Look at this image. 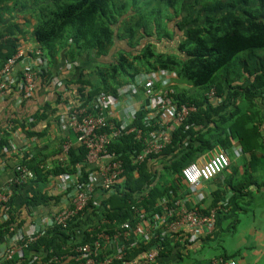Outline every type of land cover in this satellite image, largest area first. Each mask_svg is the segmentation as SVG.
I'll use <instances>...</instances> for the list:
<instances>
[{
	"label": "trees",
	"instance_id": "16d2710c",
	"mask_svg": "<svg viewBox=\"0 0 264 264\" xmlns=\"http://www.w3.org/2000/svg\"><path fill=\"white\" fill-rule=\"evenodd\" d=\"M163 1L170 8V15L165 17L170 20L168 24L166 20L162 23L142 17L138 0H0V68L17 53L16 34L24 31L15 18L7 19L14 10L28 13L34 21L33 37L47 60V68L38 72L40 81L62 76L57 69L61 56L65 64H72L83 53L93 52L95 64L91 72H85L81 63H75L71 76H62L64 86L55 90V103L83 106L101 93L116 96L117 89L133 81L139 73L169 70L175 73L173 80L194 88L192 94H187L173 84L171 95L197 108L175 126L170 142L159 154L141 163L133 162V156L142 149L134 132L109 144L107 150L116 152L124 166L123 182L115 191L107 192L102 199L93 197L83 213L68 221L65 228L48 226L23 249L21 256L1 264H38L39 260L45 264H80L82 259H77L73 250L76 245L91 243L101 230L113 234L124 221L134 225L137 219L132 206L152 213L160 209L157 204L160 197L186 195L187 183L181 169L216 145L227 152L231 137L237 138L241 151L249 154L245 165L250 173L243 175V181L247 176L250 180L251 172L258 169L264 157L263 111L255 101L259 97L264 105V0H159ZM23 18L27 20L26 16ZM178 34L180 39L173 51H158L154 42L143 41L144 37L157 36L160 40ZM210 90L211 98L207 96ZM58 110L57 106L48 105L29 119L10 120L12 125L8 129L0 127V156L10 146L17 126L27 137L41 136L43 132L37 129V124L49 116L58 121ZM134 114L131 126L143 127L144 111L137 110ZM63 132L68 131L58 134L55 154L64 152L67 139ZM64 154L65 160L51 168L42 166L33 153L22 158L16 156L20 163L34 170L36 181L67 174L73 182L62 196L37 191L23 198L15 208L10 198L4 204L5 209L9 208L6 218L0 220V238L8 234L11 226L15 229L25 226L26 219L32 216L31 207L51 204L58 207V212L65 204L62 197L70 198L74 187L81 189L88 182L94 167L86 161L87 149L71 144ZM228 183L234 192H240L245 186L243 182L240 186L233 184V180ZM214 195L211 206L222 197L217 192ZM154 242L140 241L127 250L125 257L146 252ZM191 243L187 238L171 243L167 235L159 244L153 264L209 263L210 260L191 257L188 249ZM236 252L220 253L217 259H221L215 264L234 258ZM102 255L99 251L96 264ZM111 264H121V261L114 260Z\"/></svg>",
	"mask_w": 264,
	"mask_h": 264
},
{
	"label": "built area",
	"instance_id": "2783aa9c",
	"mask_svg": "<svg viewBox=\"0 0 264 264\" xmlns=\"http://www.w3.org/2000/svg\"><path fill=\"white\" fill-rule=\"evenodd\" d=\"M34 54L37 66L28 64L15 74H12V68L22 53L17 51L6 60L0 68V95L17 92L28 97L33 94L38 72L47 68V60L39 47L34 50ZM174 77L175 73L169 70L142 72L133 81L121 85L116 96L101 93L86 105H68V115L60 117L59 129L74 133L77 144L87 149L86 161L95 167L84 187H74L70 198L65 197V204L60 211L33 221L32 227L26 232L13 226L9 228L6 245L0 253V264L12 259L14 255L21 256L23 249L43 234L48 226L65 228L68 221L83 213L93 197L102 199L107 192L115 191L123 182L124 166L119 155L114 151L109 152L107 146L118 137L134 132L135 137L141 141L142 149L133 156L135 163L153 158L164 149L171 140L175 126L197 109L194 104L179 102L171 95ZM140 93L142 96L138 99ZM137 110L144 111L143 127L131 126ZM11 125L8 121L4 128L8 129ZM69 145V142L64 144V152ZM7 150L22 158L12 143L4 151ZM229 163L227 152L223 148H216L201 162L185 165L181 174L188 186L186 195L160 197L157 203L160 209L152 213H146L143 207L132 206L137 219L134 225L124 221L115 233L101 230L91 243L78 244L73 248L77 259H82L80 264H96L99 251L103 252L99 264H111L114 260L121 261V264H137L139 259H143L146 264H153L158 256L159 244L167 235L171 243H175L184 238L193 242L212 233L218 208H202L197 205L206 197L201 187L203 182L221 173ZM13 168L16 174L14 180L0 188V220L6 218L9 209H5L4 204L9 202L11 183L23 184L35 178L34 170L24 163L17 161ZM60 177L66 179L70 176L62 174ZM72 182L66 183L64 188ZM118 237H124L128 242L118 245ZM151 240L156 242L146 252L133 258L125 257L127 250L136 247L140 241ZM53 259L56 260L55 257ZM38 264L45 263L39 260ZM220 264L237 263L227 259Z\"/></svg>",
	"mask_w": 264,
	"mask_h": 264
},
{
	"label": "crops",
	"instance_id": "0c3cea01",
	"mask_svg": "<svg viewBox=\"0 0 264 264\" xmlns=\"http://www.w3.org/2000/svg\"><path fill=\"white\" fill-rule=\"evenodd\" d=\"M4 15L7 16V14ZM23 16H26L27 20ZM11 18H15L14 20L20 23L24 30L23 33L16 34L18 37V51L22 53V56L13 65L12 74H15L18 71L20 72L28 64L37 66V58L34 50L38 46L33 37L32 26L34 21L29 17L28 13H21L18 10H14L7 19ZM80 58L79 61L77 60L72 64L81 63L85 67V72H91L95 64L93 52H85ZM59 64L57 68L59 74L63 77H70L73 68L72 64H65L63 56L60 57ZM62 76L45 81H40L36 78L34 92L28 97H23L17 92L0 95V127H4L8 121L15 118L22 121L29 119L37 111L48 108V105L51 108L55 106L59 108L58 121L52 116H49L48 120H42L37 124V129L43 132L41 136L27 137L20 126H17L12 134L11 143L16 152L19 151L22 156L25 154L30 156L33 153L36 157L35 159L39 160L38 162L42 166L44 165L45 168H51L56 163L65 160V152L59 154L53 152L59 144L58 134L62 132L59 129V119L62 116L66 117L68 115V105H73L72 103H55L57 98L55 90H61L64 86ZM174 84L177 85L180 91H186L187 94L194 92V88L189 84L178 83L176 79L174 80ZM212 94L210 90L207 96L211 98ZM141 96L140 93L138 99ZM255 101L260 103L261 110L263 111V123L261 125L262 129H264V105L261 104V98L259 97H256ZM63 133H66V142H69L70 145L77 144L74 133ZM230 142L231 146L227 151L230 159L229 165L221 173L209 181L202 183L201 188L206 194V197L201 200L200 204H197L202 208H218L214 229L209 235L193 241L188 246V249L190 250L191 257L195 258V260H210L209 263L211 264H215L221 259H217L220 253L232 254L236 251L237 255L230 259L235 260L237 264H264V157L259 161L258 169L255 172H251L252 177L250 180L249 176H247L244 182L242 179L243 175L250 173V168L245 165L246 160L249 159V154L241 151L237 138L231 137ZM216 148L222 147L216 145L211 150L199 155L193 162H201L205 156ZM4 153V155L0 156V188L14 180L16 174L13 167L18 161L16 154H12L8 150L4 151ZM91 165L95 167L94 164ZM228 180H233V184H237L238 186L243 182L245 186H243L240 192H234ZM72 181L73 179L71 177L63 179L60 176H51L45 181L32 179L23 184L12 182L10 193V198H12L10 202L12 203L11 206L13 208L19 206L23 198L32 196L41 190L47 191L52 196H62L65 192V184ZM216 192L222 194V197L216 201L214 206H211ZM64 199L65 197L63 196L62 200L64 201ZM57 209L58 207H53L51 204L48 207L37 206L33 208L31 210L33 217L30 216V219H26L27 224L21 230L23 232L28 231L32 227L31 223L33 221L46 218L55 213ZM86 230H88L87 227ZM7 236L8 234L4 238H0V253L4 250ZM235 236H237L238 241L232 245H227L228 243L224 240H220L222 237L233 238ZM216 241L218 242L216 243ZM127 242L124 237H118L117 239L118 245L126 244ZM213 248L215 251L211 252ZM184 252L187 254L188 251L185 250ZM209 263L206 262L205 264ZM137 264L146 263H144L143 259H139Z\"/></svg>",
	"mask_w": 264,
	"mask_h": 264
},
{
	"label": "rangeland",
	"instance_id": "374dc122",
	"mask_svg": "<svg viewBox=\"0 0 264 264\" xmlns=\"http://www.w3.org/2000/svg\"><path fill=\"white\" fill-rule=\"evenodd\" d=\"M131 1V0H128ZM192 1V0H191ZM138 7L141 9V15L142 17H147L150 20H161L162 23L165 21L167 24L170 20H167L165 17L170 15V8H168V3L163 1V3L159 2V0H138ZM188 1H186L187 3ZM170 17H173L171 15ZM170 30L172 28L170 27ZM179 33V32H178ZM157 36H151V37H144L143 41H147L148 39L156 44V49L158 51H165V49H168V51H173L176 45V42H178L179 34L172 36V38H162L157 39ZM180 39V38H179ZM164 174V173H163ZM220 240H224L227 245H232L233 243L238 241L237 236L235 237H228V238H221ZM218 241H216L217 243ZM215 251L213 248L211 252Z\"/></svg>",
	"mask_w": 264,
	"mask_h": 264
}]
</instances>
